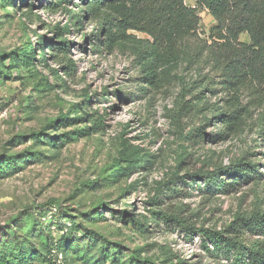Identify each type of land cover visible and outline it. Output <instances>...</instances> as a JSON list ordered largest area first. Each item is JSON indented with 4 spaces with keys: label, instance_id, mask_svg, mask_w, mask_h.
I'll list each match as a JSON object with an SVG mask.
<instances>
[{
    "label": "rangeland",
    "instance_id": "374dc122",
    "mask_svg": "<svg viewBox=\"0 0 264 264\" xmlns=\"http://www.w3.org/2000/svg\"><path fill=\"white\" fill-rule=\"evenodd\" d=\"M86 7L0 0V264H240L244 250L200 231L264 246L262 232L230 230L264 215L262 110L246 96L248 113L223 137L228 98L202 56L164 61L154 76L135 49L151 38L129 31L130 43L99 47ZM201 19L207 40L216 22L207 10ZM242 163L259 174H222V192L206 179Z\"/></svg>",
    "mask_w": 264,
    "mask_h": 264
},
{
    "label": "trees",
    "instance_id": "16d2710c",
    "mask_svg": "<svg viewBox=\"0 0 264 264\" xmlns=\"http://www.w3.org/2000/svg\"><path fill=\"white\" fill-rule=\"evenodd\" d=\"M67 4L70 0H59ZM87 11L99 22V33L96 35L98 46L114 49L130 43L129 31L145 34L150 40L137 41V57L145 62L148 70L156 75L160 64L173 62L196 51L209 64L216 76L220 77L212 91L227 96L226 108L217 112L216 119L225 128L223 137L234 131L241 123L249 108L261 109L260 138L264 141V0H195V6H188L186 0H85ZM207 10L216 25L211 28L206 40L200 37L201 12ZM82 21V19H81ZM103 35V39L101 36ZM248 35L250 42L241 40ZM64 44V43H62ZM138 44V45H137ZM25 56L35 55L31 43L24 51ZM8 56V55H6ZM2 56L0 59L2 60ZM29 58V57H28ZM213 82V81H212ZM247 96L249 103L244 105ZM120 160L112 162L116 168ZM259 174L255 167L246 163L237 164L225 170L208 174L207 180L214 188L221 191L224 185L222 174L232 176L234 180L248 181L250 172ZM120 172V173H119ZM118 171V176H121ZM204 178V176L202 177ZM236 182L231 183L232 185ZM166 193L177 192V184L170 183ZM222 192V191H221ZM57 208L70 211L57 201H51ZM169 220L177 222L178 217ZM57 224V223H56ZM187 232L194 230L189 225H181ZM56 230L63 231L64 227ZM230 230L237 234L247 232L264 233V215L256 214L244 217L239 224L232 225ZM205 238L219 247L218 241L226 242L228 247L240 248L245 254L240 264H264V246L256 242L248 248L237 243L236 237H224L223 234L211 231H200ZM242 248V249H241ZM19 256H26L25 248H19ZM241 258V257H240ZM25 260V259H21Z\"/></svg>",
    "mask_w": 264,
    "mask_h": 264
}]
</instances>
